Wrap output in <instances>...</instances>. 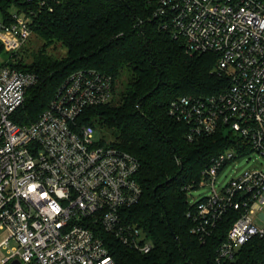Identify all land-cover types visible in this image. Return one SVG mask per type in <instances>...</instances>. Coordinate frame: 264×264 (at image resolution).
<instances>
[{
	"label": "built area",
	"instance_id": "built-area-1",
	"mask_svg": "<svg viewBox=\"0 0 264 264\" xmlns=\"http://www.w3.org/2000/svg\"><path fill=\"white\" fill-rule=\"evenodd\" d=\"M189 54L218 56L215 72L228 84L216 95L180 97L169 114L187 126L190 142L221 128L235 140L204 172L211 193L192 204L193 234L206 242L230 218L218 262L235 260L252 239L264 240V171L252 169L216 187L228 168L255 153L264 158V0H150ZM58 0H0V264H117L105 236L148 255L147 234L122 218L143 190L139 162L77 126L90 107L113 101L112 77L80 70L58 90L39 120L12 117L39 78L13 66L31 37L34 17ZM3 53L10 54L5 60ZM251 150L247 152L246 149ZM264 264V260L262 262Z\"/></svg>",
	"mask_w": 264,
	"mask_h": 264
},
{
	"label": "trees",
	"instance_id": "trees-1",
	"mask_svg": "<svg viewBox=\"0 0 264 264\" xmlns=\"http://www.w3.org/2000/svg\"><path fill=\"white\" fill-rule=\"evenodd\" d=\"M154 9L150 0H58L53 12L36 15L33 33L47 46L60 41L67 53L58 59L43 49L29 65L23 57L9 63L39 78L12 119L18 125L38 121L62 85L80 70L112 77L115 95L118 81L129 69L118 102L90 107L77 119L79 127L90 125L111 133L113 140L107 143L139 162L137 180L143 194L136 205L122 211V218L141 228L154 250L142 255L106 235L116 263L262 264L264 240L258 238L249 241L235 260L217 261L230 218L206 242L193 234L189 196L205 187L204 172L235 140L221 128L190 142L187 126L169 114V106L184 96L219 94L228 81L215 72L217 55L189 54L183 40L175 39L163 21L154 18Z\"/></svg>",
	"mask_w": 264,
	"mask_h": 264
},
{
	"label": "rangeland",
	"instance_id": "rangeland-1",
	"mask_svg": "<svg viewBox=\"0 0 264 264\" xmlns=\"http://www.w3.org/2000/svg\"><path fill=\"white\" fill-rule=\"evenodd\" d=\"M43 49H45V52L48 56H52L58 59L64 58L67 53L66 48L60 41H54L52 45L47 46L45 45L44 41L40 39V37L32 33L26 45L22 48L20 55L21 57L24 58L25 64L29 65L33 62V56L40 54V52ZM1 57L7 60L10 57V54L3 53ZM129 73H130V70L126 69L124 71V74L121 76L120 80L118 81V85H117L118 88L113 98L115 103L119 101L121 97V93L125 89V86L128 82ZM96 139L102 140L104 143H107V141L113 140V136L111 135V133L97 128ZM255 168L264 171V158L257 153H255L251 157L247 156L245 159L238 161L235 164V166H232L228 168L227 170H225L219 176L216 187L218 188V190H220V187L223 184L227 183L233 178L239 177L245 171L252 170ZM210 193H211V190L208 187H201L199 190L194 191L190 194L189 196L190 203L194 204L195 202H198L202 198L208 196ZM263 214H264V209H263ZM259 215H260L259 213H256L253 216L257 218L259 217L257 219V224L258 226H263L264 220L260 218ZM1 257H4V252L2 251H0V258Z\"/></svg>",
	"mask_w": 264,
	"mask_h": 264
},
{
	"label": "water",
	"instance_id": "water-1",
	"mask_svg": "<svg viewBox=\"0 0 264 264\" xmlns=\"http://www.w3.org/2000/svg\"><path fill=\"white\" fill-rule=\"evenodd\" d=\"M12 264H20L19 262H13Z\"/></svg>",
	"mask_w": 264,
	"mask_h": 264
}]
</instances>
